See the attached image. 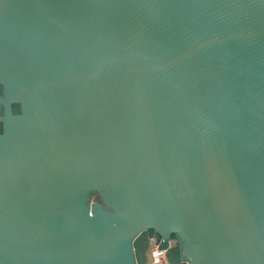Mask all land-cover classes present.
I'll return each instance as SVG.
<instances>
[{"label": "water", "instance_id": "obj_1", "mask_svg": "<svg viewBox=\"0 0 264 264\" xmlns=\"http://www.w3.org/2000/svg\"><path fill=\"white\" fill-rule=\"evenodd\" d=\"M264 264V0H0V264Z\"/></svg>", "mask_w": 264, "mask_h": 264}, {"label": "built area", "instance_id": "obj_2", "mask_svg": "<svg viewBox=\"0 0 264 264\" xmlns=\"http://www.w3.org/2000/svg\"><path fill=\"white\" fill-rule=\"evenodd\" d=\"M151 264H167L165 258V252L159 251L157 247H154L152 250Z\"/></svg>", "mask_w": 264, "mask_h": 264}]
</instances>
